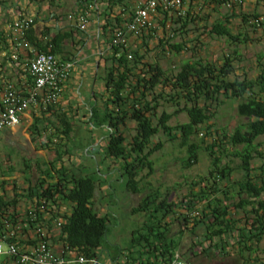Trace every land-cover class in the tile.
Instances as JSON below:
<instances>
[{"label": "trees", "instance_id": "trees-1", "mask_svg": "<svg viewBox=\"0 0 264 264\" xmlns=\"http://www.w3.org/2000/svg\"><path fill=\"white\" fill-rule=\"evenodd\" d=\"M55 1L49 0V5H55ZM135 1H76L80 13L89 12L98 17L100 45H104L106 49L97 67L101 73L97 71L95 76L96 83L98 86L101 84L102 88L94 89L82 123L91 130H100L105 136L104 159L119 161L120 175L125 179L128 193H140V173L145 168L148 170L146 175L153 171V161L149 157L162 146L160 142L152 144V138L158 133L166 136L168 141L179 140L180 146L186 148V155L181 160L183 167L197 163V152L200 150L208 155L210 168L207 176L198 180V183L203 184L202 187L198 191L190 188L177 201L168 200L169 189L165 192L159 188L150 189L142 196L131 211L133 214H141L143 221L131 232V240L124 249L122 264H170L174 259L192 264L196 256L207 253L215 238L218 246L225 249L234 230L241 231L235 224L238 220L231 213H249L244 224L248 228L247 239L258 242L264 236V152L260 149L261 143L257 142L259 137L264 136V64L260 63L262 56L256 61L259 68L254 79H240L236 76L238 67L234 62L235 57L230 54H225L218 63L202 58L186 60L175 74L167 76L156 63L145 62L144 54L131 49L129 43L125 48L114 43L116 30L122 28L130 18ZM214 1L217 5L228 3V0ZM230 6L229 15L213 21L209 26L205 24L201 27L204 35L236 40L237 37L231 34L228 27L229 16L239 17L243 24L250 27L264 29V24L257 26L254 23L264 13H236L235 4L230 3ZM163 16L161 25L165 27L168 15L163 12ZM196 18L203 20L192 10L184 11L176 19L171 18L174 25L179 24V28H172L171 35L167 38H158L162 51L176 54L186 49L185 44L171 41L177 34L185 32ZM36 22L37 18H34L32 26L25 34V39L35 52L51 53L60 61H71L72 50L77 44L74 33H78L79 28L57 30L54 26H44L37 33L34 28ZM154 31L152 28L147 30V34L140 31L142 40L151 38ZM5 39L3 35L2 43L8 47ZM196 42L197 48L203 45L200 38ZM24 56L27 60L32 53L26 50ZM166 89L169 91L167 95ZM164 96H168L171 101L184 99V106L173 114L184 112L188 117L187 122L171 126L168 121L173 114L165 111L159 114L160 100ZM221 97L237 99V114L247 118V122L238 125L230 133H223L220 140H213L204 147L198 146L191 142V138L197 136L201 129L208 133L215 109L222 102ZM213 102L216 106H213ZM41 112L40 116L33 114V122L28 130L36 141L41 135V131L37 129L38 124L43 123L46 118H54V121L46 120L47 123L43 126L44 131H47V125H51L47 142L41 144V147L53 150L55 157L44 170L39 171L41 176L33 184L26 178L27 188L23 190L24 195L15 193L12 198L7 199L5 183L0 184V230L3 235H8V226L21 229V235L31 231L34 237L28 244L33 245L38 240L35 231L43 227L46 230L43 238L45 241L50 240L51 244L67 247L88 260H97L109 230V212L100 214L93 207L98 181L88 175H77L64 165V156L71 154L62 142H69L70 133L74 131L72 118L75 117L64 111L58 102L41 108ZM128 121L134 124V133L129 138L123 130ZM227 145L231 146L232 151L226 154ZM238 146L240 148H236ZM227 155L239 159L237 169L242 172L239 179H232L234 169L222 164ZM255 158L262 160L259 167L252 165ZM24 165L28 170L27 162L24 161ZM223 181L224 188L220 189L219 182ZM228 189L232 192L230 196ZM218 192L222 193L223 198L216 196ZM22 197H27L31 206L20 217L16 206ZM200 205L201 210L196 212L198 218L190 217ZM63 206L68 208V212L63 211ZM177 209H182L183 212L178 213ZM58 222L60 226H56ZM175 223L180 224V229L173 234L171 226ZM200 224H204L205 228L203 240L200 243L192 241L189 255L180 253L178 248L183 233L187 231L193 235ZM7 241L12 239L8 238ZM15 242L19 247L25 244L22 238L15 239ZM203 242L207 243L206 247ZM196 248H200L198 254L195 253ZM14 260V256H4L1 264Z\"/></svg>", "mask_w": 264, "mask_h": 264}, {"label": "rangeland", "instance_id": "rangeland-1", "mask_svg": "<svg viewBox=\"0 0 264 264\" xmlns=\"http://www.w3.org/2000/svg\"><path fill=\"white\" fill-rule=\"evenodd\" d=\"M73 1L76 3L77 0ZM40 2H47V8L49 10L53 9L49 6V0H40ZM70 2L73 4L72 0ZM229 2L231 3V1L228 0L229 5L227 3L217 5L214 0H186L184 2V11L192 10L194 14H197L203 20L196 18L195 22L191 23L185 32L173 37L171 42L183 43L187 47L180 53L163 52L158 45V38H167L171 35L172 28H179V24H173L172 19H176L174 16H167L165 27L161 25L164 16H158L154 26L151 27L155 30L151 38L142 40L140 32H138L139 34H131L129 36V47L144 54L145 62L156 63L167 76L175 74L180 65L186 60H198L202 58L211 63H218L225 54H230L235 57L234 62L238 67L236 76L240 79L244 77L254 79L258 73L259 67L256 61L259 56H262L260 63L264 64L263 28L256 26L250 27L247 24H243L239 17L229 16L228 27L231 34L238 39L234 41L226 37L204 35V30L201 28L205 24L209 26L213 21L221 20L223 17L229 15L231 12ZM63 8L65 14L69 13L70 5L68 1L64 2ZM235 9L236 13H264V6H261L259 0H243L242 4H235ZM205 18L207 19L205 20ZM43 27L42 24H35L37 32H40ZM144 33L147 34V31ZM198 38L203 42V45L199 48L195 47ZM2 58L0 55V63L3 62ZM85 81H87V78H84L81 87L79 85H68L65 94L58 100L60 107L74 117L76 116L75 113L78 108L69 103V97H73L74 100L86 104L87 99H85V96L88 94L85 90ZM98 88H102L101 84H99ZM166 92L167 95L169 93L168 89H166ZM168 99V96H164V99L160 100L159 114L162 111L173 114L176 110L184 106V99L175 101ZM221 100L222 102L215 109L214 117L210 121L211 128L208 130V133L206 134L201 129L197 136L191 138V142L204 147L211 144L213 140H220L223 133H230L238 125L247 122V118L237 114V99H224L221 97ZM212 104L216 106L215 102ZM41 108L40 106L29 109L27 113L28 117L22 118L18 125L0 133V184L2 182L5 183L4 188L7 199L12 198L15 193L24 195L23 190L25 191L27 188L26 178L33 184L35 179L41 176L39 171L44 170L48 162L55 157L53 150L51 151L41 147V144L47 142L46 138L49 135L51 125H47V131H44L43 126L47 123L46 120L54 121V118H46L43 123L38 124L37 129L41 131V135L36 141L32 139L28 130L30 124L33 122V114L40 116L42 113ZM72 120L74 122V131L70 133V140L69 142H62L67 146L71 154L64 156V165L77 175H88L98 181L97 190L93 199V207L100 214L109 212L110 225L107 235L104 237L103 248L105 251L108 250L110 254L115 253L119 247L127 248L129 246L131 232L142 224L143 216L141 214H133L131 210L138 204L147 191L159 188L162 192H165L169 189L168 200L177 201L179 198L185 196L190 188L198 191L202 187L203 184L198 183V180L207 176L210 168V160L206 152L199 150L197 152V163L190 167H183L181 160L186 155V148L180 146L179 140L171 142L162 133H158L152 138V144L154 145L160 142L162 146L149 157L153 161V171L149 175H146L148 170L145 168L140 173L139 186L142 187L140 193H128L125 187V179L120 175L119 161H114L110 158L104 159L105 136L101 134L100 130H91L85 126L82 123V120H84L83 116L81 118H72ZM187 121L188 117L186 114L179 111L172 115L168 124L173 126ZM133 127L134 124L128 121L127 126L123 128L127 138L133 135ZM257 142L261 143L260 149L264 152V136L259 137ZM153 145H150V147ZM226 148H228L226 154L232 151L231 146L227 145ZM236 148L240 147L238 146ZM24 161L29 166L28 170L24 165ZM239 163L238 158L230 155L225 156L222 161V164H227L234 169L231 177L234 180L239 179L242 175L241 170L237 169ZM261 164L262 160L258 158H255L252 162V165L255 167H259ZM24 171L27 172L24 173ZM194 182L195 185H193ZM224 185V181L219 182L220 189H223ZM228 191L230 192V196L232 192L230 189ZM216 196L223 198L221 192H218ZM30 206L31 201L27 197L19 199L16 207L20 217L23 216L24 212ZM201 208V205L198 206L191 213L190 217L198 218L199 215L196 212H199ZM63 209H65L63 211L68 212L67 207L63 206ZM176 211L178 213L183 212L182 209H177ZM248 214L246 213L243 216L241 212H238L237 215L231 213L238 220L235 223L236 227L240 226L239 224H245L246 219L244 218ZM187 226L191 227V224ZM10 227L13 228L12 226ZM179 229L180 224L175 223L171 226V232L173 234ZM18 230L19 233L21 229ZM28 232L30 235L32 234L31 231ZM204 232V224L198 225L193 235L188 234L187 231L184 232L181 236L178 251L180 253L185 252L189 255L192 241L200 243L203 240ZM203 243L205 245L204 247H206L207 243ZM244 254L247 253L244 252ZM249 254L252 255L251 252ZM256 263L258 264V262ZM192 264H197L195 259L192 260Z\"/></svg>", "mask_w": 264, "mask_h": 264}, {"label": "built area", "instance_id": "built-area-1", "mask_svg": "<svg viewBox=\"0 0 264 264\" xmlns=\"http://www.w3.org/2000/svg\"><path fill=\"white\" fill-rule=\"evenodd\" d=\"M186 0H137L131 9L129 19L122 28L115 32V45L122 48L128 46L129 36L132 33L147 31L154 26L158 16L166 12L168 17L184 14L183 4ZM233 4H242L243 0H230ZM227 5H229L227 3ZM89 12L80 13L77 16V25L85 30L88 24ZM172 14V15H170ZM68 18H72L69 15ZM34 18L27 15H18L8 24V39L13 49L11 60H18L20 50H27L32 56L26 60L25 75L28 88L20 91L11 81H3L0 87V133L18 125L25 114L31 108L42 107L57 103L62 95V87L69 79L73 68L71 61H60L51 53L35 52V49L25 39L26 31L32 26ZM254 23L257 26L264 24V15L258 17ZM131 58V55H128ZM31 80V83L29 82ZM60 226V222L56 224ZM40 227V226H39ZM8 235L0 230V264L4 256H14L15 260L7 264H97L98 260H88L81 254L67 247L51 244L43 238L46 230L38 228L35 234L38 240L35 244H23L19 247L15 239L18 237V229L9 228ZM21 235V234H20ZM31 238L34 237V233ZM12 241H7V239ZM170 264H190L183 260L174 259Z\"/></svg>", "mask_w": 264, "mask_h": 264}, {"label": "crops", "instance_id": "crops-1", "mask_svg": "<svg viewBox=\"0 0 264 264\" xmlns=\"http://www.w3.org/2000/svg\"><path fill=\"white\" fill-rule=\"evenodd\" d=\"M65 1H68L70 5V11L67 14H65L63 10V4ZM70 1L71 0H56L55 5L51 6L53 9L49 10V8H47V2L43 3L39 0H0V55L3 57V62L0 63V87L3 81L8 80L13 82L16 88L22 92L28 88V80L24 73V67L26 64L24 52L26 50H22L19 53L20 57L18 60H11L10 56L13 53V49L10 39H7L9 33L7 28L8 24L14 21L18 15L22 14L37 18L36 23L42 24L43 26H54L57 30H70V28L75 27L78 28L77 16L80 14V10L73 0V4ZM259 2L261 3V6H264V0H259ZM56 15L58 18H55ZM69 15H72V18H68ZM88 17L89 20L86 29H79L78 33H74V39L77 44L75 47L73 46L74 48L72 50L73 55L71 56V62L73 63V68L70 72L69 79L62 87L61 98L65 94L68 85H79L81 87L83 83L82 81L84 78H87V81H85V90L88 94L85 96L87 103L83 104L74 100L73 97H69V103L72 106L78 108L75 113V118H81V116H84L85 110L88 107L89 102H91V96L94 89L99 87L95 81V76L97 75V67L101 61V56L106 52L104 45H100L101 38H99L98 17L92 13H89ZM3 35L6 38L5 40L8 42H6V44H9L8 47H5L4 43H2ZM27 113L23 118L28 117ZM244 215L245 213H243V216ZM233 217L235 219V216ZM239 225L240 226L238 227L241 229V231L234 230L225 249H222V247L218 246V241L215 238L211 243V247L207 250V253H205L206 255H198L195 257L196 263L255 264V262H258V264H264V236L258 242L255 240L249 241L247 239L248 228L245 227L243 223ZM8 227L11 228L10 226ZM31 236L33 235H30L29 232L26 235H18V237L22 238L25 244L32 242ZM237 240H240L241 242H237ZM49 242L51 243L50 240ZM124 249L125 248L119 247L115 253L113 252V254H110L107 252L108 250L105 251L103 248L97 259V264H122L124 261ZM198 249L200 250V248L194 249L196 254L199 253ZM244 252L247 254L243 255ZM250 252L252 255L249 254Z\"/></svg>", "mask_w": 264, "mask_h": 264}]
</instances>
